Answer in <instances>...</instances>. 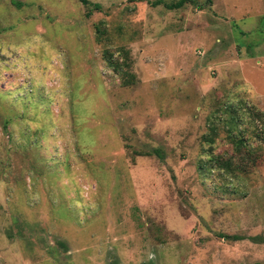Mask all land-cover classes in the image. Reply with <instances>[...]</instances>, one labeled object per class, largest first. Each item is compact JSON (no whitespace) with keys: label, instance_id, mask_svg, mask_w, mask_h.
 I'll return each mask as SVG.
<instances>
[{"label":"rangeland","instance_id":"rangeland-1","mask_svg":"<svg viewBox=\"0 0 264 264\" xmlns=\"http://www.w3.org/2000/svg\"><path fill=\"white\" fill-rule=\"evenodd\" d=\"M86 1L0 0V264H264V0Z\"/></svg>","mask_w":264,"mask_h":264},{"label":"trees","instance_id":"trees-1","mask_svg":"<svg viewBox=\"0 0 264 264\" xmlns=\"http://www.w3.org/2000/svg\"><path fill=\"white\" fill-rule=\"evenodd\" d=\"M81 2L82 3H84L85 5H89V3H88V1H86V0H81ZM14 3V2H13ZM187 3V0H178L177 2H175V3H164V2H162V1H155L154 3H152V5L153 6H157V5H162L163 4V6L166 8V9H168V10H178V9H180V8H182V7H184L185 6V4ZM93 6V9L95 10V11H99L100 10V6L99 5H97V4H94V5H92ZM91 15V13L90 12H88L87 14H86V16L87 17H89ZM255 111H254V116H255V118H256V120H259V121H263V115L260 113V111H258L257 109H254Z\"/></svg>","mask_w":264,"mask_h":264}]
</instances>
